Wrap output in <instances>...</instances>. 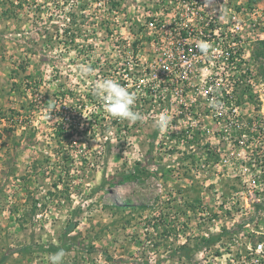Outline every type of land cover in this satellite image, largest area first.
<instances>
[{"label": "rangeland", "instance_id": "374dc122", "mask_svg": "<svg viewBox=\"0 0 264 264\" xmlns=\"http://www.w3.org/2000/svg\"><path fill=\"white\" fill-rule=\"evenodd\" d=\"M164 1L0 0V264H248L264 240L258 87L237 88L241 130L204 117L191 140L92 92Z\"/></svg>", "mask_w": 264, "mask_h": 264}, {"label": "built area", "instance_id": "2783aa9c", "mask_svg": "<svg viewBox=\"0 0 264 264\" xmlns=\"http://www.w3.org/2000/svg\"><path fill=\"white\" fill-rule=\"evenodd\" d=\"M164 5L141 24L138 55L106 78L134 94L133 111L141 117L166 114L171 123L176 120L174 131L189 140L202 135L204 117L241 130L237 88L258 87L263 124L257 132L264 136V78L255 82L253 59L255 44H264V0H165ZM249 255L248 264H264V240L250 246Z\"/></svg>", "mask_w": 264, "mask_h": 264}, {"label": "clouds", "instance_id": "9594fccd", "mask_svg": "<svg viewBox=\"0 0 264 264\" xmlns=\"http://www.w3.org/2000/svg\"><path fill=\"white\" fill-rule=\"evenodd\" d=\"M201 52L207 50L206 45H200ZM92 69L85 66L80 69L81 75H88ZM94 96L105 103L107 112L117 119H126L130 122L141 120L139 113L133 111L134 94L130 93L124 86L115 79L105 78L97 81L92 89ZM168 122L167 115H162L155 126L163 128ZM64 252L61 250L50 257V264H63Z\"/></svg>", "mask_w": 264, "mask_h": 264}]
</instances>
